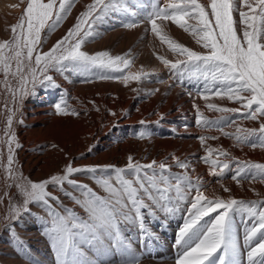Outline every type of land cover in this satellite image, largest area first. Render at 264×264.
<instances>
[{"label": "snow or ice", "instance_id": "obj_1", "mask_svg": "<svg viewBox=\"0 0 264 264\" xmlns=\"http://www.w3.org/2000/svg\"><path fill=\"white\" fill-rule=\"evenodd\" d=\"M75 2L27 0L19 22L11 28V39L0 42V72L4 75V85L11 93L15 105L14 108H8L7 127L4 129L6 140L0 143L7 144L6 171L16 181L23 195L22 204L12 209L9 219H16L20 213L30 211V203H42L51 217L48 234L52 238L58 264H89L79 247L81 243L93 244L107 238L118 247H123L119 228L121 221H139L140 228L144 229L142 209L146 208L149 214H154V205L160 210L172 212L176 202L187 200L195 189L187 209L188 217L179 233L177 243L183 251L176 264H243V253L232 236L230 218L233 212L242 214L245 222L252 221L251 225L246 226L243 242L247 249V264H264V200L209 199L204 195L199 179L193 182L187 171L173 174L166 162L157 163L152 160L141 164L129 156L125 168L111 165L74 168L69 165L64 175H54L40 183L24 180L14 174V148L20 146L12 131L14 117L24 98L35 95L37 86L54 85L52 76L48 75L50 69L84 75H95V69L99 79H122L125 84L130 80H141V74L129 73L122 77L108 75L109 72H123L130 67L131 61L125 56L113 57L108 52L89 55L81 50L85 40L95 34L93 25L102 22L109 12L127 11L124 0H93L77 17L73 27L50 50H40L41 33L46 28L50 32L58 28L71 13ZM236 12L239 14L238 21L233 15ZM165 21H171L191 34L206 51L202 53L191 50L167 37L162 28ZM142 22L149 24L151 32L162 43H167L173 53L184 57L175 63L160 58L181 84L185 79L198 84L202 82L203 90H198L197 95L205 101L212 96L226 97L240 105V108H229L207 104L209 110L221 114L214 121L205 118L194 105L197 125L209 130L215 128L225 136H230L224 132V127L236 125L237 120L227 114H239L238 118L251 121L264 118V0H208L206 5L199 0H165L162 6L156 0L151 12L143 20L133 19L123 26L133 29ZM9 76L17 81L16 87L10 86ZM55 111L60 115H78L75 111L70 112L63 101L55 105ZM252 137L257 138V143L250 146L264 149V122H260L258 129L237 126L232 135L239 144H246ZM216 138L201 136L198 139L203 145L207 139ZM213 151L212 148L207 149L209 156ZM217 151V159L206 156L203 160L210 165V174L222 176L230 165L226 160L220 161L219 157H227L228 153L222 149ZM173 159L180 169L187 170L190 167L187 162L175 157ZM235 163L236 171L232 176L234 181L264 183V163L239 160ZM80 172L93 174V179L108 195L99 196L87 185L69 179L72 174ZM65 181L81 193L82 199H74L87 213V218H81L68 208L63 209L64 214H61L49 202L51 199L59 204V199L46 190L47 185H59L63 190ZM224 191L230 190L225 187ZM145 199L151 201V205ZM212 213L216 215L204 219ZM127 264L139 262L133 260Z\"/></svg>", "mask_w": 264, "mask_h": 264}, {"label": "bare ground", "instance_id": "obj_2", "mask_svg": "<svg viewBox=\"0 0 264 264\" xmlns=\"http://www.w3.org/2000/svg\"><path fill=\"white\" fill-rule=\"evenodd\" d=\"M129 1L131 0H126V4ZM135 1L138 2L139 6L134 11L131 10L133 6L129 9V12L127 11L129 14H125L126 22L130 19L132 21L133 19L140 20V18L151 12L153 5L156 3V0H134L130 3H135ZM92 2L93 0H76L71 10V12L76 11L74 15L70 13L54 31L50 32L46 28L41 33V48L51 42L54 36L66 34L76 23L80 13L85 11ZM199 2L206 5L208 0H199ZM26 3L27 0H23V2L22 0H0V42L11 39V28L19 22V17L22 15ZM164 3L165 0H159L161 6ZM134 6L136 7V5ZM133 13H135V16H133ZM115 15L117 16V14ZM233 15L234 19L238 21V12ZM121 18L123 17L121 16ZM105 23L107 22L105 21ZM122 23L115 18L112 21L110 18L109 26L111 28L106 26L108 29L106 30L111 32L109 34L105 32L108 36H105L103 30L96 29L92 40H97L95 45L97 49H86V52L90 55L104 51L111 52L116 50L111 49L112 47L119 44V42L123 44V41L127 40V45L123 46L124 49L117 50L119 51L118 56H125L131 61V64L123 72L117 73V77L129 73L141 74V80H130L127 84L122 79L107 80V82L91 81L89 83L86 79L75 76L77 83L71 86L62 80H58L63 83L64 87L61 93L57 90H50L49 86H37L35 95L26 96L22 104L19 105V111L13 120L12 131L15 133L20 145L14 148V174L24 180L40 183L51 179L52 175H64L69 165L74 168L108 165L125 168L128 157L132 156L134 162L141 164L150 163L152 160H156L157 163L166 162L173 174L187 171L193 182L197 179L200 180L203 186L202 191L209 199L219 197L221 199L235 198L249 201L256 199V193H260L264 198V183L249 180H241L240 183H237L232 179L236 171L235 162L237 160L245 161L246 156H250L257 151L256 148L250 146L251 143L257 142L256 137L250 138L246 144H239L232 138L235 128L239 126L241 128L258 129L260 122H264V118L251 121L238 118L239 114H227L232 119L237 120L236 125L224 127V132H228L230 136H225L215 128L209 130L206 127L197 125V111L194 105L209 121L217 120L221 114L209 110L207 104L211 103L219 107L229 108H240V105L227 100L226 97L212 96L207 101L202 99L197 95V92L203 90V85L187 79L181 84L170 68L161 62L160 58L167 59L170 63H175L178 59L182 60V58L169 54L168 50L164 48H158L159 41L157 36L151 32L149 24L142 22L136 28L128 29L123 26L126 23ZM158 23L160 22L158 21ZM237 26L239 27V25ZM162 28L166 35H170L181 42H185L190 37L188 33L172 24L171 21L163 22ZM14 67L15 64L13 63V69ZM53 70L50 69L48 75H51L53 79L58 78L57 73L55 74ZM8 79L10 86H17V81L13 77L9 76ZM62 101L66 102L70 112L75 111L78 115L57 114L55 105ZM5 104H7V108ZM14 107L12 95L7 91L4 85V75L0 72V141L6 140L4 129L7 127L8 108ZM241 110L243 111V109ZM141 121L144 123L142 124ZM201 136L217 138L207 139L202 145L198 139ZM208 148L214 150L210 156L207 152ZM220 149L228 153V156H220L219 160H226L230 166L222 176H215L210 174L212 169L210 165L204 163L203 158L208 156L209 159H217V150ZM173 157L189 163L190 167L187 170L178 168ZM0 162V166L4 167L5 170L3 171L5 172L4 175L7 177V180L0 181V244H2L5 237L1 234L6 230L3 229L18 224L17 220L19 218L9 219V217L12 214V209L22 204L23 195L17 188L16 181L6 171V143H0ZM86 175V172L74 173L69 179L79 183L90 182ZM96 175L99 176L100 173L97 172ZM90 187L99 195H108L100 185L93 183ZM225 187L230 191L225 192ZM46 190L55 195L58 194L56 186L53 184L47 185ZM66 201L71 204V201ZM72 205L78 211L77 207L74 204ZM28 207L32 208L33 206L29 204ZM5 209L6 211H4ZM157 215L160 216L161 213ZM177 216H175V219ZM181 216H184L183 213ZM163 218L168 219L164 216L159 219ZM210 218L211 216L204 219L208 220ZM175 219H172V222L169 221L167 225L171 227L175 226L176 223L184 225L187 218ZM231 224L233 225H231L232 230V227L237 226L236 224L245 228L251 225L252 221L247 220L245 222L244 216L236 213ZM130 227L123 226L125 228L123 232L125 242H136L140 231H135ZM236 232L238 234V231ZM167 235L171 236V234ZM139 236L141 235L139 234ZM160 238L158 239L160 241H158L154 240L153 237L150 242L146 243H149V245H145L140 240L139 243L130 246L141 251L144 250V253H140L139 258H136V261L139 259V264H176L169 262V260L167 262L162 261L165 257L171 258L167 256V250L172 246L171 243L161 241ZM35 240L38 239L34 238L33 234L29 235L28 241L34 243ZM177 241L174 242L173 248H179V251H183ZM242 247L244 246L242 245ZM244 250L246 251V249ZM0 253L5 256L8 255L5 246L0 245ZM245 260L243 264H247V259ZM117 262L125 264L129 262V259L125 260L124 258L123 261L118 260Z\"/></svg>", "mask_w": 264, "mask_h": 264}, {"label": "rangeland", "instance_id": "obj_3", "mask_svg": "<svg viewBox=\"0 0 264 264\" xmlns=\"http://www.w3.org/2000/svg\"><path fill=\"white\" fill-rule=\"evenodd\" d=\"M131 1L134 2V0H131ZM131 1H129V3L126 4L127 2H126V0H124V4L126 5V7L128 6L127 7L128 12L132 6L134 8L132 7L131 10H133V11L136 10V8L139 6L137 1H135V3H130ZM134 5H136V7ZM127 11H125L126 13L124 12V10L118 11V13L121 12L120 14H123V15L118 14L117 11L109 12L103 18L102 22H97L95 25H93L94 31L96 32V29L103 30L105 36H108L106 33L109 34L111 32V31H107L108 30L107 27L111 28L109 26L110 18L112 19V21L115 18L116 20L120 21V23H122L123 21H124L123 23H128L129 21L132 22L131 19L126 22L125 14L126 15L129 14ZM75 12L76 11H74V12L72 11L71 14L74 15ZM115 14H117V16L119 15V17H117ZM121 16L123 18H121ZM142 19L143 18H140V20H142ZM105 21L107 23H105ZM104 24H106V25H104ZM64 35L65 34H63L61 36H57V37L54 36L52 41L46 45L47 47L44 46L43 48H40V50L42 52H47L48 50L51 49L50 47L55 45L56 42L58 40H60ZM169 36L170 35H167V37H169ZM188 36H190V37H188L185 42H181V41L175 39L174 37L172 38L171 36L169 38L176 41L177 43L185 46V47L190 48L191 50H194L197 52H202V53L206 51L199 44H196V41L191 34L188 33ZM92 37L93 36L88 37L85 40V42L83 43L82 48H81L82 51L86 52V49H97L95 47L97 40H92ZM157 39L159 41L158 42L159 43L158 44L159 49L164 48V49L168 50L169 54L179 56L177 53H173L171 50H169L170 48H169L167 43L160 42L158 37H157ZM125 41H123V44L121 42H119V44H117L111 48V49H116V50H113V51L108 52V53L113 57L118 56L119 51L117 49H120V48L124 49L125 45H127V42H128L127 40H125ZM95 54L92 53V55H95ZM179 58L184 59V57H181V56ZM152 59H153V57H152ZM13 70H15V67ZM53 71L55 72V74L57 73L58 78L53 79L54 85H49V88H50V90H57L59 93L63 92L64 87H63V83L59 82L58 80H60V81L62 80L64 83L69 84L71 86V85H73V84L75 85L77 83L75 81V76L86 79V81L89 83L91 81L107 82V80L108 81H115L116 80V79H99L98 78L99 73L95 69L93 70V72L96 73L95 75H93V74L84 75V74H80V73L72 72V71L63 72V73L57 72L55 70H53ZM117 73L119 74V72H109L108 75L118 76ZM199 84L203 85L202 82ZM253 143H257V142H253ZM253 143H251V144H253ZM256 149H257L256 153H254L250 156H246L245 161H250L252 163H264V149H261L260 147H256ZM5 167H6V164H5ZM3 171H5L4 167L0 166V177L2 176V178H0V181H3L4 179L7 180V177L4 175L5 172H3ZM86 174H87L86 175L87 177L86 176L85 177L87 179H90V182L89 181L88 182H81V183L77 182L78 184L87 185L88 187H90L91 184H93V183L99 185L96 182V180L93 179V174H91V173H86ZM52 176H54V175H52ZM92 181H94V182L92 183ZM114 182H115V180L113 181V183ZM55 186H56V189L58 192L57 195H55L54 193H51L50 191H48V192H50L52 195L58 197L59 204L57 203V201L50 199L49 202L52 204V206L57 211H60L61 214H64L63 209L68 208V209H72L81 218H87V213L84 211V209L80 205L75 203V199H74V198L82 199L81 193L76 191V189H74L73 186L68 184L66 181L62 185L63 190H61V186H59V185H55ZM94 192L96 193V191H94ZM194 192H195V190L191 192V194L188 196L187 200L182 201V202H176V208L172 212H166V211L160 210L159 208H157L154 205L152 206L154 214H149V211L146 208L142 209L143 223H144V229H142V230L139 226V223H140L139 221H135V222L121 221L119 223V228H120V232H121V238L124 241L123 247H118L112 240L107 239V238H104L102 240V242H94L93 244L81 243L79 245V247H80L81 251L84 253V259L86 261H88L89 264H103L104 262H105V264H107L108 262H109V264H120V262H117V261L118 260L123 261L124 258H125V260L129 259V261H133V260L136 261V258H139L138 256H140V253L143 254L144 250L141 251V250H138V248L137 249L131 248L132 244H134V243L137 244L141 240V242L145 243V245H149V243L148 244H146V243L148 241L150 242V239H152L154 237L155 238L154 240H158L161 237L160 238L161 241H165L166 243H171V246H172L169 250H167L168 251L167 256H169L171 258L165 257L162 261L167 262L169 260V262L176 263V260L178 259L180 253H182V250L179 251L180 250L179 248H178L179 250L177 248H173V245H174V242L176 243V241L178 240L179 233H180V231L184 225H182L180 223L179 224L176 223L175 226L171 227L170 225H167V224L169 223V221L172 222V219H175L176 215H178L176 217V219H179L181 217H186V218L188 217L187 209L190 207L191 199L195 195ZM96 194L99 195L98 193H96ZM99 196H102V195L100 194ZM255 198L256 199H252L249 201L264 200V198L261 196L260 193H256ZM65 199L68 201H71V204H74L77 207L78 211H76L74 209L73 205L71 206L70 203L68 204ZM145 202L151 205V201H148L145 199ZM30 205L33 206L32 208L29 207L30 211L20 213V215L18 217L19 220H17V222H18L17 225L11 226L8 228L6 227L3 229V230H5V229L6 230H5V232H3L1 234V236L5 237L4 238L5 241L0 245L5 246V248L8 251V255L5 256L2 253H0V264H58L57 254H56L54 247H53V241H52V238L50 237V235L48 234L49 228L51 227V217L48 215V212L42 203L33 202V203H30ZM155 209L157 212L155 211ZM4 211H6V209ZM159 213H161L160 216L157 215ZM182 213L184 216H181ZM179 214H181V215H179ZM162 215L164 217H167L168 219L165 220L163 218L160 220L159 218L163 217ZM215 215H216V213H212L211 217L215 216ZM235 215H236V212H233L231 215V218H230V222H232ZM155 222L157 223V225H155L156 224ZM161 222H163V223H161ZM123 224L126 225L127 227L131 226L130 228L134 229L135 231L136 230L140 231L138 233L139 238H137V241L134 240L136 242H131V243L125 242L124 235H123L125 228H123V226H124ZM236 225L237 226L232 227L233 228L232 231L234 233H236V234H234L232 232L233 240L239 244L241 251H245L244 250L245 247H242V245L244 246L243 242H244L246 227L244 228L242 226L243 227L242 228V227L238 226V224H236ZM18 226H20V227H18ZM236 231H238V234ZM32 232H34V233H32ZM31 234L34 235V238L38 239V240H35L34 243L33 242L31 243L30 241H28L29 235H31ZM139 234L142 236V239H141V236H139ZM167 234H171V236L167 235ZM167 238H169V239H167ZM158 241H160V240H158ZM246 252H247V249L245 252H243V256H242V258H244L243 261H246L245 260L246 254H244ZM98 254H99V256H98ZM217 255H219V253H217ZM121 257H123L122 258L123 260L121 259ZM165 259H167V260H165ZM106 260H108V261H106ZM138 262H139V259H138Z\"/></svg>", "mask_w": 264, "mask_h": 264}]
</instances>
